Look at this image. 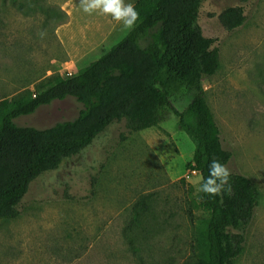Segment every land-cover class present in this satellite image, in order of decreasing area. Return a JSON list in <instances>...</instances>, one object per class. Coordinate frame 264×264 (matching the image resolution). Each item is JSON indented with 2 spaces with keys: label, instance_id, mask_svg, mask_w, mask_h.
<instances>
[{
  "label": "rangeland",
  "instance_id": "1",
  "mask_svg": "<svg viewBox=\"0 0 264 264\" xmlns=\"http://www.w3.org/2000/svg\"><path fill=\"white\" fill-rule=\"evenodd\" d=\"M239 3L203 1L199 22L217 39L222 62L204 86L233 151L231 167L262 192L237 264H264V0L250 1L245 24L227 31L219 14ZM131 28L84 12L80 0H0V100L36 90L47 76L77 73ZM81 108L74 97L58 99L16 122L47 128L73 120ZM194 151L175 115L133 134L125 120L114 122L32 181L18 216L0 218V264H183L205 215L202 175L188 167ZM143 196L150 211L133 225Z\"/></svg>",
  "mask_w": 264,
  "mask_h": 264
},
{
  "label": "trees",
  "instance_id": "2",
  "mask_svg": "<svg viewBox=\"0 0 264 264\" xmlns=\"http://www.w3.org/2000/svg\"><path fill=\"white\" fill-rule=\"evenodd\" d=\"M203 1L137 0L140 19L97 59L75 74L47 76L36 90L0 100V218L18 216L32 181L84 151L114 122L125 120L133 134L175 115L179 129L194 142L188 167L201 173L202 183L213 160L231 172L230 191L228 185L216 196L201 191L198 205L205 215L183 264H237L262 192L251 177L231 167L233 151L207 98L204 79L215 75L222 62L217 39L206 36L199 22ZM239 1L219 14L227 31L247 21L252 0ZM68 97L82 104L73 120L47 128L16 122ZM148 200L143 196L134 204L133 225L150 211Z\"/></svg>",
  "mask_w": 264,
  "mask_h": 264
},
{
  "label": "clouds",
  "instance_id": "3",
  "mask_svg": "<svg viewBox=\"0 0 264 264\" xmlns=\"http://www.w3.org/2000/svg\"><path fill=\"white\" fill-rule=\"evenodd\" d=\"M81 7L86 13L99 11L110 15L114 20L123 22L125 27L131 28L140 19V14L133 3H125V0H80ZM231 172L226 164L213 160L209 165V175L203 181L200 190L208 195L222 194L225 185L230 191L229 178Z\"/></svg>",
  "mask_w": 264,
  "mask_h": 264
}]
</instances>
